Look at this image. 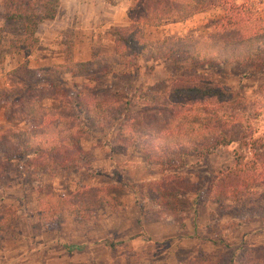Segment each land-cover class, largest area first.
I'll use <instances>...</instances> for the list:
<instances>
[{"label": "rangeland", "instance_id": "1", "mask_svg": "<svg viewBox=\"0 0 264 264\" xmlns=\"http://www.w3.org/2000/svg\"><path fill=\"white\" fill-rule=\"evenodd\" d=\"M81 3V16L67 20L63 0L59 2L54 20L37 28L31 50L22 42L21 24L5 21L0 10L4 54L0 90L9 86L8 71L26 66L53 85L46 90L47 96L54 90L62 96L74 94L80 86L93 89L91 95L124 99L137 109L138 95L167 93L176 81L187 77L184 68L191 70L190 60L178 54L143 55L97 81L46 72L65 62L112 54L113 30L129 25V0ZM220 17L218 8H209L181 23L163 21L157 27H143V36L148 41L197 38L206 35ZM204 73L209 81L230 90L234 101L264 103V66L232 65ZM52 97L40 106L57 108ZM2 106L0 129L6 124ZM28 125L21 121L10 127L23 130ZM84 126L75 149L67 152L82 154L74 169L51 170L41 160L29 165L13 162L1 171L0 214L12 213L14 220L0 232V264H264V189L261 178L255 177L259 171L252 183L232 180L216 188L207 178L228 175L234 167L230 152L235 145L209 155L194 152L147 165L139 141L119 137L116 126L101 129L93 121ZM250 126L251 140L264 141V110ZM245 159L254 158L245 153ZM34 165L42 171H33ZM172 177L192 186L191 193L160 196L156 201L152 193L150 198L143 196ZM84 191L100 195L101 206L81 212L83 203L93 200V196L81 197ZM67 197L74 200L70 208L78 210L77 217L52 209Z\"/></svg>", "mask_w": 264, "mask_h": 264}, {"label": "trees", "instance_id": "2", "mask_svg": "<svg viewBox=\"0 0 264 264\" xmlns=\"http://www.w3.org/2000/svg\"><path fill=\"white\" fill-rule=\"evenodd\" d=\"M114 0H107L108 3ZM129 25L112 32L115 50L107 56L94 57L80 63L65 62L46 69L51 75L71 78L84 77L91 81L104 78L110 70L132 65L143 56L170 57L174 54L189 59L191 70L185 67L187 77L176 81L167 93L138 95L139 107H131L124 99L93 89L75 87L74 94H45L53 85L46 82L39 71L26 66L8 71L9 86L0 90L5 126L0 129V173L9 164H28L45 161L51 170L66 172L74 169L77 156L73 151L77 140L85 130V123L92 122L103 129L116 126L120 137L131 136L138 140L143 162L147 165L181 158L197 152L209 155L231 144L234 167L224 179L207 175L210 186L229 184L230 181L254 182L261 178L264 189V141L251 140L250 123L264 110L260 99L234 101V94L205 78L207 70L224 66H264V0H129ZM58 0H0V10L5 21L18 22L22 27V42L27 50L36 45L35 32L40 24L53 20ZM209 8H218L220 19L204 36L192 38H167L148 41L143 27H157L168 21L181 23ZM2 34L0 31V66L3 63ZM264 96V85L262 93ZM56 97L57 108L41 107L42 100ZM264 98V97H263ZM173 101V103H172ZM26 121L23 130H14L10 124ZM77 150V149H76ZM75 151V150H74ZM249 153L257 163L247 161ZM259 156L261 158L259 159ZM40 173L42 168L32 166ZM230 178V179H229ZM192 186L172 177L156 185L143 196L154 199L165 195L185 197ZM84 191L81 197L93 196L92 202H84L81 212L99 208L100 195ZM150 194V195H149ZM216 198V197H215ZM102 199V198H101ZM74 201V200H73ZM72 198L59 199L53 210L68 212L77 217L78 210L70 208ZM11 214V215H10ZM0 214V232L14 220V214ZM229 263V262H228Z\"/></svg>", "mask_w": 264, "mask_h": 264}, {"label": "crops", "instance_id": "3", "mask_svg": "<svg viewBox=\"0 0 264 264\" xmlns=\"http://www.w3.org/2000/svg\"><path fill=\"white\" fill-rule=\"evenodd\" d=\"M85 1H86V3H85V6H86L87 3H88V0H85ZM58 2H60V4H62V0H58ZM73 4H75V6ZM63 6H64V9H63V19L64 18H66L67 20H69V19H75V18L77 19V17L81 16V11H82V3H81V0H63ZM87 14H89V13L87 12ZM54 18H53V20H54ZM53 20H51V21H53ZM36 32H37V30H36ZM4 263L5 262H3V264Z\"/></svg>", "mask_w": 264, "mask_h": 264}]
</instances>
